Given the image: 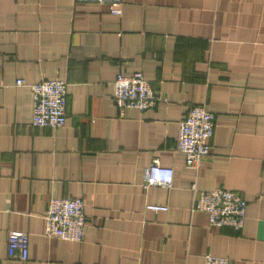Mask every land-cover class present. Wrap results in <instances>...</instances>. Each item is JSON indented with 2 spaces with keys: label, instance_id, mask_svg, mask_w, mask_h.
<instances>
[{
  "label": "crops",
  "instance_id": "1",
  "mask_svg": "<svg viewBox=\"0 0 264 264\" xmlns=\"http://www.w3.org/2000/svg\"><path fill=\"white\" fill-rule=\"evenodd\" d=\"M136 71L161 98L119 108L112 82ZM56 77L66 122L33 126L30 84ZM194 105L216 124L210 153L188 166L176 144ZM155 159L173 168L170 187L143 186ZM192 184L239 192L243 227L210 225ZM72 197L84 203L82 240L46 236L50 199ZM17 230L29 234L26 260L7 253ZM207 254L264 264V0H124L121 14L0 0V264H203Z\"/></svg>",
  "mask_w": 264,
  "mask_h": 264
},
{
  "label": "built area",
  "instance_id": "2",
  "mask_svg": "<svg viewBox=\"0 0 264 264\" xmlns=\"http://www.w3.org/2000/svg\"><path fill=\"white\" fill-rule=\"evenodd\" d=\"M105 4L113 14H121L124 0H75ZM16 85H25L23 78ZM113 101L119 108L134 107L146 110L154 107L160 100L149 80L141 71L132 74L117 73L113 82ZM32 93L31 124L38 127H60L66 122L67 82L62 78H43L30 84ZM216 115L205 105L188 108L179 122L177 150L185 156L188 166L195 164L211 150L210 139L213 136ZM174 170L171 166L161 165L153 160L144 174L143 186L170 187ZM194 195L193 210L204 212L212 226L230 227L240 230L246 216V199L237 191L224 187L211 190H199L192 184ZM146 208L166 211V205L147 204ZM45 230L48 237L80 241L84 234L86 216L84 203L79 197L51 198L45 212ZM7 253L9 257L26 260L29 255V234L25 231H10L7 235ZM224 256L207 254L203 264H228Z\"/></svg>",
  "mask_w": 264,
  "mask_h": 264
}]
</instances>
